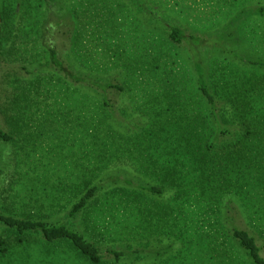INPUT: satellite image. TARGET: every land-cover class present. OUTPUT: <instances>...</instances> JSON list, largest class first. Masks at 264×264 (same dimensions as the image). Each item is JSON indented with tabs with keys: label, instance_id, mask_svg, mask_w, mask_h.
Instances as JSON below:
<instances>
[{
	"label": "rangeland",
	"instance_id": "1",
	"mask_svg": "<svg viewBox=\"0 0 264 264\" xmlns=\"http://www.w3.org/2000/svg\"><path fill=\"white\" fill-rule=\"evenodd\" d=\"M31 2L44 22L36 25V13L26 18L34 27L18 42L19 59L0 60V127L11 131L2 112L15 104L29 106L24 116L29 126L17 120L22 133L12 134L9 142L0 139V209L72 225L99 247L101 264H181V258H188V264H250L220 232V223L247 230L264 245V171L231 178L224 170L218 179L206 177L213 185L202 199L197 195L200 180L186 159L168 178L144 171L161 169L152 165L157 154L160 167L175 166L177 145L168 141L166 155L159 151L172 123L164 127V136L159 125L155 131L150 125L168 120L166 92L199 103L198 63L214 89V81L222 87L233 73L249 72L242 59H259L257 33L264 30V17L254 11L264 7V0ZM174 28L183 30L187 40L174 43ZM221 29L235 33L236 43L227 41L219 52L210 44L195 47L196 55L190 37L207 40ZM49 48L76 77L110 82L124 91L102 95L67 80L50 63ZM106 97L112 110L104 106ZM152 133L160 135V142L150 151ZM231 180L237 187H230ZM155 183L167 189L163 195L141 190ZM89 187H99L98 194L71 217L72 203ZM214 187L221 198H212ZM14 239L0 225V241L7 243L0 245V264H89L66 244H48L38 235L3 254L1 249Z\"/></svg>",
	"mask_w": 264,
	"mask_h": 264
},
{
	"label": "trees",
	"instance_id": "2",
	"mask_svg": "<svg viewBox=\"0 0 264 264\" xmlns=\"http://www.w3.org/2000/svg\"><path fill=\"white\" fill-rule=\"evenodd\" d=\"M254 12H257L260 17H264V7L258 8ZM32 13L37 14L36 25L44 22L43 17L39 15L40 12L37 7L34 8L31 0H0V60L2 59V62L8 63L11 57L18 58L21 48V43L18 42L22 39V35H28V30L34 27L33 23L30 25L27 23V19L31 20ZM260 30L258 28V38L256 37L259 59L257 61L242 59L250 67L248 73H233L230 76L232 79H227L225 86L222 87H217L218 81H214L213 89L212 85V87L208 85L206 73L198 63L196 65V92L202 99L199 103L190 97H176L168 92L164 94L165 100L168 101L170 106V113L166 116L168 120H165V123H160L154 119L155 121L151 122L150 125L153 124L151 131L157 129L155 125H159L160 135L164 136L166 132L164 127L172 123L173 129L163 141L159 151L162 150L161 154L166 155L163 145L168 141H172L177 145L175 166L172 168L164 163V166L160 167L161 159L160 155L157 154V158L153 160L152 165L163 168V171L160 172V169L156 171L145 170L144 172H149L154 178L160 176L168 178L170 174L175 173L176 166H183V160L186 159L192 165L193 176L200 180L197 183L199 190L197 195H199V199H202L213 185V182H208V180L211 176L218 179V176H221L219 175L220 171L225 170V174H231V178H241L256 170L264 171V30ZM234 36L235 33H225L221 29L215 37H210L207 40L204 37L192 36L190 39L196 43L193 48L197 55L196 48L206 44L212 45L213 50L218 52L221 50L219 47L224 50L223 46L227 41L236 43ZM170 39L174 43L180 44L187 40V36L183 30L174 28L171 30ZM245 39L246 42L250 43L249 38L244 37L243 40ZM214 46H218V48L215 49ZM48 52L50 63L67 80L97 88L95 90L100 91L101 93H99L102 95L109 90L124 91L123 87L110 82L103 83L90 77H76L64 68L54 50L49 48ZM254 71H256L255 74H250ZM258 71L262 73L258 74ZM86 98L88 99L89 95L85 93L83 96L84 101H86ZM185 102L187 103L185 104ZM11 106H14V104ZM104 106L110 110L114 108L110 105L107 97L104 100ZM28 107L21 108L15 104L9 112H2L11 131L8 134L0 127V139L9 142L13 138L12 134L22 133L23 127L17 128V120L22 121L24 127L29 126L24 120L25 111ZM186 108H189L190 111L188 112ZM173 117L180 122L178 125L173 122ZM103 122L104 120L101 121V124ZM110 131L112 130L110 129ZM160 135L153 133L149 135L151 143L147 148L150 151H152L153 146L160 142ZM122 149L121 146L118 152ZM225 174H222V176H226ZM206 177L208 180L205 179ZM226 177H224L225 180ZM229 184L232 188L237 187L233 180ZM140 187L142 191L154 197L163 195L167 190L165 187L156 185V183ZM217 188L212 189V192H215L212 197L214 200L215 196L221 198L220 194L222 192ZM98 192L99 187H89L83 190L76 202L72 203L69 215L73 218L78 216L86 209ZM180 197L181 193H178L177 198ZM0 225L3 226L9 240H11V237L15 238L14 243H10L8 247L1 249L2 251L5 250L3 254L13 250V245L16 247L24 246L30 242L28 238L38 235L48 244H66L71 251L83 260L88 261L89 264H101L99 247L86 239L72 225L61 224L56 221L20 218L14 216L11 212L4 211L3 208L0 209ZM220 225V232H225L237 244L239 251L243 253L250 264H264V245L259 244L261 239L256 238L247 230L240 229V227L233 225L228 228L224 224L220 223ZM4 244L7 243L0 241L1 246ZM223 245L225 246L226 243H223ZM112 254L117 259L121 256L117 252H112ZM181 259V264L189 263L188 258Z\"/></svg>",
	"mask_w": 264,
	"mask_h": 264
}]
</instances>
